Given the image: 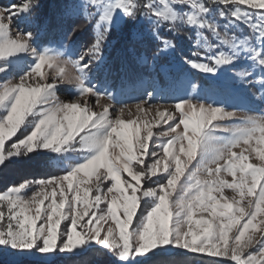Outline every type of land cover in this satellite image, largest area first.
I'll return each mask as SVG.
<instances>
[{"label": "snow or ice", "instance_id": "1", "mask_svg": "<svg viewBox=\"0 0 264 264\" xmlns=\"http://www.w3.org/2000/svg\"><path fill=\"white\" fill-rule=\"evenodd\" d=\"M48 7L0 2V264H264V0Z\"/></svg>", "mask_w": 264, "mask_h": 264}, {"label": "trees", "instance_id": "2", "mask_svg": "<svg viewBox=\"0 0 264 264\" xmlns=\"http://www.w3.org/2000/svg\"><path fill=\"white\" fill-rule=\"evenodd\" d=\"M0 2H6V0H0ZM44 2L46 5L49 6L45 10L50 11V10H52L51 6L59 3V0H44ZM86 39H87L86 37H82V40H86ZM135 94H138V92L133 91V90H129L126 95L130 98V97H133V95H135ZM2 187H3V185L0 184V188H2ZM189 262H190V264H199V258L189 257Z\"/></svg>", "mask_w": 264, "mask_h": 264}, {"label": "rangeland", "instance_id": "3", "mask_svg": "<svg viewBox=\"0 0 264 264\" xmlns=\"http://www.w3.org/2000/svg\"><path fill=\"white\" fill-rule=\"evenodd\" d=\"M60 95L63 97L64 96V93L61 92ZM136 95H138V94L133 95V97L136 96ZM124 99L125 100H128L129 103L132 102L131 99L127 95H125ZM106 103H109V101L106 98H101L100 105H103V104H106Z\"/></svg>", "mask_w": 264, "mask_h": 264}]
</instances>
